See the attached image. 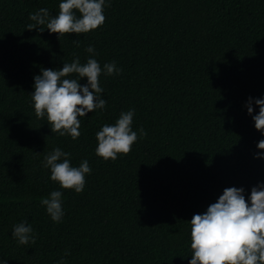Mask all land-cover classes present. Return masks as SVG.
<instances>
[{
    "label": "trees",
    "instance_id": "16d2710c",
    "mask_svg": "<svg viewBox=\"0 0 264 264\" xmlns=\"http://www.w3.org/2000/svg\"><path fill=\"white\" fill-rule=\"evenodd\" d=\"M61 2L0 0V262L189 264L192 216L225 188H243L247 199L264 184L259 107L251 115L246 107L264 98V0H105L104 24L88 33L26 29L30 13L56 16ZM76 56L122 72H102L106 106L79 118L73 140L36 117L31 93L42 69ZM131 109L133 131L147 136L115 161L98 157L96 133ZM55 148L74 167L88 161L82 192L61 189L42 166ZM54 190L59 223L40 203ZM20 222L35 244L12 236Z\"/></svg>",
    "mask_w": 264,
    "mask_h": 264
},
{
    "label": "clouds",
    "instance_id": "9594fccd",
    "mask_svg": "<svg viewBox=\"0 0 264 264\" xmlns=\"http://www.w3.org/2000/svg\"><path fill=\"white\" fill-rule=\"evenodd\" d=\"M58 7L56 16H51L47 8L30 13L28 19L32 23H28L26 29H36L41 33L47 29L58 36L82 34L102 26L106 19L105 0H62ZM73 43L79 47L78 40ZM86 52L93 56L97 54L91 45ZM102 72L111 76L119 74L122 69L117 68L115 62L106 63L101 68L92 56L83 64L76 56L58 70L42 69L40 75L34 76V91L31 93L36 117L46 116L52 132L77 139L81 126L79 118L106 106V100L101 98L104 90L99 82ZM85 78L87 83L81 85L79 81ZM253 103L259 107L258 114L252 116L254 126L264 134V98L248 99L249 115L253 112ZM134 114V109L121 112L114 124L101 127L96 133L95 153L98 157L115 161L118 154H128L138 138L147 136L143 127L133 131ZM257 148L264 150V139L258 142ZM256 158H264V153ZM42 166L50 169V179L61 189L76 193L83 191L85 176L92 171L87 160L78 167L72 166L70 153L60 148L46 154ZM243 193V188H225L203 214L192 216L189 264H264V184L252 187L247 199ZM40 203L53 222H61L64 216L61 191H52L47 198H41ZM11 234L21 245L35 244L33 229L26 222L14 225Z\"/></svg>",
    "mask_w": 264,
    "mask_h": 264
}]
</instances>
